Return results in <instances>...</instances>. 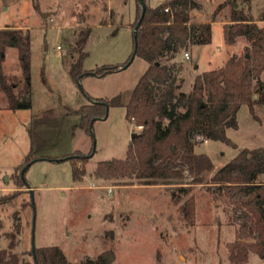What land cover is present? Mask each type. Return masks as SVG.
<instances>
[{
  "label": "rangeland",
  "instance_id": "obj_1",
  "mask_svg": "<svg viewBox=\"0 0 264 264\" xmlns=\"http://www.w3.org/2000/svg\"><path fill=\"white\" fill-rule=\"evenodd\" d=\"M197 1L201 7L191 11L192 20L212 22L213 38L210 44H190L169 61L175 67L182 64L177 74L184 91L192 89L199 73L223 66L246 44L240 39L229 46L224 40L223 25L231 15L228 2L233 0ZM235 2L254 19L264 13V0ZM136 12L137 0H0V28L29 30L31 37L26 68L20 67L12 47L4 67L7 74L22 78L24 72L29 78L32 106L11 109L0 92V248L9 246L14 232L12 251L21 261H32L34 236L36 247L59 246L72 263L112 248L115 264H230L229 244L237 238L241 221L227 192L208 181L239 150L264 147V104L253 110L241 106L238 127L227 130L233 144L193 135L196 152L207 154L215 165L201 183L187 172L182 179L162 177L150 183L134 175L94 174L99 162L124 159L132 135L142 131L126 114L131 94L149 66L138 55L125 66L134 51ZM258 23L264 25V20ZM87 27L86 72L77 81L70 74L78 57L71 43ZM186 51L189 58L184 57ZM109 65L122 66L103 76L87 73ZM116 95L122 104L108 106L106 118H96L90 131L76 127L80 118L67 113L92 98ZM68 155H75L78 168L85 171L80 180L73 178L71 161L64 158ZM22 165L27 166L25 179L31 187L17 185ZM245 264L264 260L251 251Z\"/></svg>",
  "mask_w": 264,
  "mask_h": 264
},
{
  "label": "trees",
  "instance_id": "obj_2",
  "mask_svg": "<svg viewBox=\"0 0 264 264\" xmlns=\"http://www.w3.org/2000/svg\"><path fill=\"white\" fill-rule=\"evenodd\" d=\"M142 1L146 3V9L135 33L142 14ZM235 1L228 2L231 15L224 22L223 35L229 46H234L240 39L246 41L242 52L232 53L218 69L199 73L192 89L184 91L177 74L182 64L175 67V62L170 64L169 61L190 44H210L212 22L192 20L191 11L201 7L197 0H172L155 7L149 6L147 0H137L136 20L132 24V56L135 53V56L142 57L149 66L131 94L126 114L131 123L142 127V131L132 138L124 159L99 162L94 172L96 177L134 175L150 183V179L162 177L182 179L187 172L195 183H201L207 173L214 171L212 159L207 154L196 152L198 143L193 135L233 144L227 130L238 127L237 116L241 106L247 104L253 110L254 105L264 104V25L258 23L264 20V13L261 18L254 19L235 7ZM166 7L170 9L166 10ZM90 32V27L81 29L71 43L78 57L70 67V74L77 81L86 72L83 69L87 55L84 46ZM11 47L17 49L20 67L25 69L31 59L29 30L0 28V92L9 108L27 109L32 106L29 78L24 72L19 78L5 71L6 54ZM121 66L109 65L87 73L103 76ZM22 83L24 85L21 86ZM121 104L120 95L111 99L92 98L90 103L68 109L67 113L80 118L76 127L90 131L95 118L106 114L107 106ZM75 157L64 156L71 161L73 178L80 180L85 171L78 168ZM31 162L32 159H28L27 163ZM22 167L24 165L17 170ZM25 172L17 173V185L31 187L25 179ZM263 174L264 147H246L209 178V184L217 185L220 191L225 190L230 196L234 215L241 221L237 238L229 244L230 264H245L251 251L264 260ZM182 210L186 216L189 215L186 203ZM14 227L16 232L19 231V224ZM14 237L12 232L9 246L0 248V264H36L32 248V261H21L19 255L12 251ZM36 257L38 264H115L116 260L114 249L108 248L95 258L86 256L80 262L72 263L59 246L36 247Z\"/></svg>",
  "mask_w": 264,
  "mask_h": 264
},
{
  "label": "water",
  "instance_id": "obj_3",
  "mask_svg": "<svg viewBox=\"0 0 264 264\" xmlns=\"http://www.w3.org/2000/svg\"><path fill=\"white\" fill-rule=\"evenodd\" d=\"M233 4H234L235 7H237V3L236 2H234ZM145 9H146V3L144 1H142V14H141L140 20L138 21V23H137V25H136V27L134 29V32L135 33H136V31H137V29H138V27L140 25V22H141V20H142V18L144 16ZM42 15L43 16H49L50 13H42ZM135 46H136V44H135ZM135 51H136V47H135ZM134 57H135V53L133 54V56L131 57V59L129 60V62L125 64V66H128L132 62V60H133ZM107 108H108V106H107ZM106 116H107V113L104 116L96 117V118H103L104 119V118H106ZM134 136H135V134L132 135V138ZM62 159H64V158H62ZM26 169H27V166L23 168L22 173H24ZM5 181L6 182L8 181V176L5 177ZM30 192L33 195V189L32 188H30ZM32 252H33V258L35 260V263L38 264L37 263V257H36V245H35L34 236L32 237Z\"/></svg>",
  "mask_w": 264,
  "mask_h": 264
},
{
  "label": "built area",
  "instance_id": "obj_4",
  "mask_svg": "<svg viewBox=\"0 0 264 264\" xmlns=\"http://www.w3.org/2000/svg\"><path fill=\"white\" fill-rule=\"evenodd\" d=\"M165 9H166V10H169L170 7H166ZM57 48H58V49H62V47H61L60 45H58ZM184 57H185V58H189V57H190V54H189L188 51L184 52Z\"/></svg>",
  "mask_w": 264,
  "mask_h": 264
}]
</instances>
